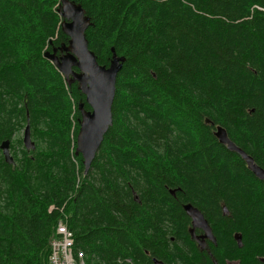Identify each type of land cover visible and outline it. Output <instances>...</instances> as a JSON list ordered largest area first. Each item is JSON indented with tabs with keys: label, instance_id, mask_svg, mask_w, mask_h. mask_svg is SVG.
<instances>
[{
	"label": "trees",
	"instance_id": "1",
	"mask_svg": "<svg viewBox=\"0 0 264 264\" xmlns=\"http://www.w3.org/2000/svg\"><path fill=\"white\" fill-rule=\"evenodd\" d=\"M71 1L97 62L125 57L112 124L85 172L90 107L44 57L68 43L59 0H0V144L14 159L0 149V264H48L59 220L86 264H264V180L213 135L222 126L264 169V0ZM27 122L30 150L15 139ZM184 203L212 227L207 249Z\"/></svg>",
	"mask_w": 264,
	"mask_h": 264
},
{
	"label": "water",
	"instance_id": "2",
	"mask_svg": "<svg viewBox=\"0 0 264 264\" xmlns=\"http://www.w3.org/2000/svg\"><path fill=\"white\" fill-rule=\"evenodd\" d=\"M58 12L62 18L60 28L68 36V43L54 47L52 51H45L44 57L53 63L69 85L72 82L78 83V89L84 94L85 102L90 107L88 110L84 109L83 102L78 105L80 117L75 147V155H81L84 171L87 172L101 145L104 134L112 124V103L116 90V78L125 57L118 55L111 47L108 66L99 64L95 53L88 47L85 30L91 25V21L83 7L71 0H59ZM57 50H60L59 55L56 54ZM206 122L209 123V120ZM213 135L228 150L236 152L255 177L264 180V169L254 161L251 155L229 138L225 128L220 125L215 126ZM22 143L27 150L35 148L29 122L24 127ZM9 144L8 139L3 140L0 149L5 161L12 164L14 159ZM169 191L174 194V189ZM182 207L191 221L188 229L190 237L196 242L199 249H205L206 239L215 243V236L202 212L191 203H184ZM222 211L224 214H228L225 205L222 206ZM195 228H201L202 233L196 234ZM233 238L241 247V234L235 232ZM260 260L264 263V258H260ZM153 264L164 263L153 258Z\"/></svg>",
	"mask_w": 264,
	"mask_h": 264
},
{
	"label": "built area",
	"instance_id": "3",
	"mask_svg": "<svg viewBox=\"0 0 264 264\" xmlns=\"http://www.w3.org/2000/svg\"><path fill=\"white\" fill-rule=\"evenodd\" d=\"M131 264L130 260H126ZM48 264H86L85 254L76 249L73 232L59 220L50 239Z\"/></svg>",
	"mask_w": 264,
	"mask_h": 264
},
{
	"label": "flooded vegetation",
	"instance_id": "4",
	"mask_svg": "<svg viewBox=\"0 0 264 264\" xmlns=\"http://www.w3.org/2000/svg\"><path fill=\"white\" fill-rule=\"evenodd\" d=\"M56 54L57 55H59L60 54V50H57L56 51ZM244 161V160H243ZM245 163V162H244ZM245 165H246V163H245ZM247 167V166H246ZM248 169V168H247ZM249 170V169H248ZM250 171V170H249ZM252 173V172H251ZM253 174V173H252ZM254 175V174H253ZM174 195V194H173ZM190 223H191V221H190ZM190 223H189V226H188V228L187 229H189L190 228ZM211 227V226H210ZM196 230H195V233L196 234H201L202 233V230H201V228H195ZM211 229H212V227H211ZM189 232V231H188ZM209 242H211L210 240H208V239H206V243H207V245H206V247H205V249H207L208 248V243ZM212 243V242H211ZM231 263H234L233 261H231V262H229V264H231ZM235 264H237L236 262H235Z\"/></svg>",
	"mask_w": 264,
	"mask_h": 264
},
{
	"label": "rangeland",
	"instance_id": "5",
	"mask_svg": "<svg viewBox=\"0 0 264 264\" xmlns=\"http://www.w3.org/2000/svg\"><path fill=\"white\" fill-rule=\"evenodd\" d=\"M23 130H24V128H23L20 132H18L17 134H15V139H16L17 137H21V138H22ZM231 264H235V262H234V263H231Z\"/></svg>",
	"mask_w": 264,
	"mask_h": 264
},
{
	"label": "bare ground",
	"instance_id": "6",
	"mask_svg": "<svg viewBox=\"0 0 264 264\" xmlns=\"http://www.w3.org/2000/svg\"><path fill=\"white\" fill-rule=\"evenodd\" d=\"M83 253V252H82Z\"/></svg>",
	"mask_w": 264,
	"mask_h": 264
}]
</instances>
